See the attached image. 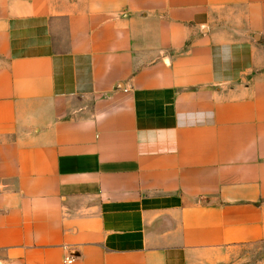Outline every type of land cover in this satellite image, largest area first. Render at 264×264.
<instances>
[{
	"label": "crops",
	"instance_id": "crops-1",
	"mask_svg": "<svg viewBox=\"0 0 264 264\" xmlns=\"http://www.w3.org/2000/svg\"><path fill=\"white\" fill-rule=\"evenodd\" d=\"M0 264H264V0H0Z\"/></svg>",
	"mask_w": 264,
	"mask_h": 264
},
{
	"label": "built area",
	"instance_id": "built-area-1",
	"mask_svg": "<svg viewBox=\"0 0 264 264\" xmlns=\"http://www.w3.org/2000/svg\"><path fill=\"white\" fill-rule=\"evenodd\" d=\"M67 260V258H64V261H66Z\"/></svg>",
	"mask_w": 264,
	"mask_h": 264
},
{
	"label": "rangeland",
	"instance_id": "rangeland-1",
	"mask_svg": "<svg viewBox=\"0 0 264 264\" xmlns=\"http://www.w3.org/2000/svg\"><path fill=\"white\" fill-rule=\"evenodd\" d=\"M64 258H66V257H64Z\"/></svg>",
	"mask_w": 264,
	"mask_h": 264
}]
</instances>
